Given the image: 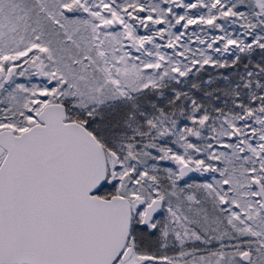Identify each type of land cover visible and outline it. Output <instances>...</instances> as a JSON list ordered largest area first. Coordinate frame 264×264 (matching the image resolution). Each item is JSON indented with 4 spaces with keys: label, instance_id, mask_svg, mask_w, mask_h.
I'll return each instance as SVG.
<instances>
[{
    "label": "snow or ice",
    "instance_id": "obj_1",
    "mask_svg": "<svg viewBox=\"0 0 264 264\" xmlns=\"http://www.w3.org/2000/svg\"><path fill=\"white\" fill-rule=\"evenodd\" d=\"M0 264H264V0H0Z\"/></svg>",
    "mask_w": 264,
    "mask_h": 264
}]
</instances>
